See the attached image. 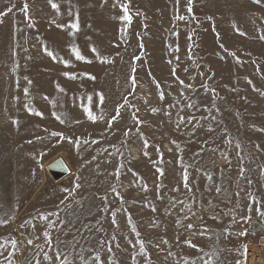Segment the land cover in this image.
<instances>
[{
    "label": "rangeland",
    "instance_id": "374dc122",
    "mask_svg": "<svg viewBox=\"0 0 264 264\" xmlns=\"http://www.w3.org/2000/svg\"><path fill=\"white\" fill-rule=\"evenodd\" d=\"M188 7L0 0V264H248L264 245V0Z\"/></svg>",
    "mask_w": 264,
    "mask_h": 264
},
{
    "label": "water",
    "instance_id": "95a60500",
    "mask_svg": "<svg viewBox=\"0 0 264 264\" xmlns=\"http://www.w3.org/2000/svg\"><path fill=\"white\" fill-rule=\"evenodd\" d=\"M47 169L55 181H60L72 173L69 163L63 156L54 159Z\"/></svg>",
    "mask_w": 264,
    "mask_h": 264
},
{
    "label": "snow or ice",
    "instance_id": "6c2138e0",
    "mask_svg": "<svg viewBox=\"0 0 264 264\" xmlns=\"http://www.w3.org/2000/svg\"><path fill=\"white\" fill-rule=\"evenodd\" d=\"M50 3H51V0H50ZM255 3L257 4H260L261 3V0H255ZM52 7L53 8H57L58 9V5L56 3H52ZM27 8V5H25V8L24 9H21L22 11H25ZM12 9L11 8H8V12H10ZM188 10L191 11V0H189V7H188ZM125 12H127V8H125ZM6 13H0V15H4ZM125 19H130L129 17H125ZM72 28H78V24L77 23H73L71 25ZM95 51V49H93ZM51 55V53H49ZM77 56L79 59H84L83 56H80L79 53H77ZM65 75H70L68 73H65ZM92 79H95V77H92ZM132 83L135 84V79L133 78L132 79ZM25 91H27V89H25ZM120 107H123V105H120ZM155 111V109H154ZM39 115H43L42 113H38ZM119 115V109H117V116ZM94 119V117H93ZM112 119H116V116L112 117ZM54 135H57V136H60L62 135L61 133H54ZM78 186V185H77ZM29 243H31V241H29ZM61 264H65V261H61Z\"/></svg>",
    "mask_w": 264,
    "mask_h": 264
},
{
    "label": "bare ground",
    "instance_id": "6f19581e",
    "mask_svg": "<svg viewBox=\"0 0 264 264\" xmlns=\"http://www.w3.org/2000/svg\"><path fill=\"white\" fill-rule=\"evenodd\" d=\"M51 162L48 163V166ZM250 251L248 261L251 263L249 264H264V245H254Z\"/></svg>",
    "mask_w": 264,
    "mask_h": 264
},
{
    "label": "built area",
    "instance_id": "2783aa9c",
    "mask_svg": "<svg viewBox=\"0 0 264 264\" xmlns=\"http://www.w3.org/2000/svg\"><path fill=\"white\" fill-rule=\"evenodd\" d=\"M249 257V256H248ZM247 263L249 264V263H251L250 261H248V258H247Z\"/></svg>",
    "mask_w": 264,
    "mask_h": 264
}]
</instances>
